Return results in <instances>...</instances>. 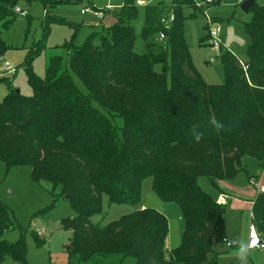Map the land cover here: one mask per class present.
Returning <instances> with one entry per match:
<instances>
[{"label":"trees","instance_id":"1","mask_svg":"<svg viewBox=\"0 0 264 264\" xmlns=\"http://www.w3.org/2000/svg\"><path fill=\"white\" fill-rule=\"evenodd\" d=\"M135 1L123 0L98 46L93 45L97 33L77 46L80 26L55 16L53 10L69 4L100 10L93 0H0L3 29L17 17L14 8L38 3L43 37L53 24L65 23L72 30L70 39L57 46L68 58L50 57L43 78L32 68L44 49L42 39L27 53L22 67L30 95L5 83L0 162L6 171L29 167L33 182H47L60 188V196L69 197L75 216L61 219L60 226L70 231L65 252L76 264H218L209 255L226 238L225 207L198 180L207 179L219 192L218 181L244 171L243 158L256 160L264 169V0L249 6L251 18L243 24L250 41L246 61L218 48L224 72L219 85L207 84L192 64L183 35V11L191 1L145 6L141 52L135 51L131 26L137 17ZM170 13L172 21L164 29L160 21ZM161 32L165 36L159 41ZM7 49L0 33V58ZM211 119L224 128L216 131ZM197 132L203 134L199 143ZM146 178H151L152 191L162 202L180 210L184 231L179 246L170 251L165 247V216L140 206ZM102 196L110 204L138 208L100 227L91 218L100 214ZM56 202L54 197L38 215ZM251 213L264 241V192L257 194ZM14 225L11 212L0 202V236ZM20 231L13 243L0 240V264L5 257L26 264ZM33 239L41 245L40 239Z\"/></svg>","mask_w":264,"mask_h":264},{"label":"rangeland","instance_id":"2","mask_svg":"<svg viewBox=\"0 0 264 264\" xmlns=\"http://www.w3.org/2000/svg\"><path fill=\"white\" fill-rule=\"evenodd\" d=\"M138 1L140 2L139 4ZM189 8L184 9L183 15V35L187 44L191 61L207 84L219 85L224 81V72L218 59V48L209 43L208 29L212 26L219 27V36L222 38L223 46L229 50L241 61H246V49L250 43L249 37L244 30L243 24L248 22L251 14L244 13L240 9L239 0H220L214 5L212 0H190ZM215 2L217 0H214ZM244 1V0H240ZM123 0H93L96 8L106 10L104 16L95 25V21L88 16L80 13L81 6L69 4L59 6L53 10V14L60 18L70 21L80 26L75 37V45H81L91 33H97L93 39V45L100 44V35L110 27L115 19V15L120 12ZM157 3L168 4L167 0H136L137 17L131 23L136 35L135 51L143 50V42L140 33L144 22V8L146 5H155ZM21 6L22 9L25 7ZM193 15V17H190ZM30 23L28 24L27 19ZM43 10L38 3H33L27 8V16L17 15L7 28H1V39L7 45L8 49L0 62V100L7 93L6 82L10 81L15 90L23 96L31 94L30 87L27 84L22 64L28 52L42 39L44 49L33 59L32 68L34 73L43 78L48 59L53 56H61L65 60L68 54L65 50L57 47L70 39L72 30L65 23L53 24L50 26L49 33L42 35ZM1 24V23H0ZM28 29V31H26ZM201 40H203L201 42ZM8 63L12 72H3L4 63ZM76 84L82 88L81 83L75 79ZM242 165H246L244 171L238 173L236 180L247 183V176L253 178L259 172V163L245 157ZM234 177V178H235ZM260 177V175H259ZM258 177V178H259ZM199 186L212 198H216L215 191L207 179L198 180ZM241 185V184H240ZM251 187V183L249 184ZM140 206L153 209L163 214L168 223V234L165 243L167 250L179 246L181 243L184 223L181 219L180 210L174 203L162 202L152 191L151 178H146L141 183ZM57 202L49 211L43 215H38L40 210L50 206L53 198ZM0 202L11 212V217L15 221V228L9 229L0 240L8 243L15 242L20 236V229L24 230L26 244V264H76L75 259H69L65 252V247L71 237L70 231H65L60 226L63 218H72L75 216L66 195L60 196V188H53L47 182L35 183L30 178V169L27 166L13 167L9 171L0 162ZM237 204V203H236ZM238 205V204H237ZM246 206H233L226 204L225 207V233L232 234L236 239L247 242L248 230L251 225L250 209H243ZM138 206L131 205H113L107 201L106 196H102L101 212L91 218L94 225L103 227L106 224L119 219L121 216L131 213ZM37 232L40 236H37ZM33 238L42 241L41 245H36ZM235 249H220L213 246V255L216 256L218 264H238L235 256ZM251 252L257 253L251 254ZM248 257V264H264V249L252 250ZM212 254L209 255V259ZM1 264H19L10 257H5ZM123 264H130L125 260Z\"/></svg>","mask_w":264,"mask_h":264},{"label":"crops","instance_id":"3","mask_svg":"<svg viewBox=\"0 0 264 264\" xmlns=\"http://www.w3.org/2000/svg\"><path fill=\"white\" fill-rule=\"evenodd\" d=\"M20 8H21V6H20ZM25 10L27 11L26 8H25ZM80 13H81V10H80ZM82 15H88V16H90L93 19V21H95V23H94L95 25H97L98 22H99V20L95 19L93 16H91L88 13H85V14H82ZM115 21H116V19H114L112 25L115 23ZM245 166L246 165H243V167H244V173L247 174L246 171H245L246 170V167ZM259 172L260 173L257 172V174L254 176V178L251 175L247 176V183L240 182V178H239V180H236V177H238L237 176L238 174L236 175L235 178H233L231 180H228V181H218L217 182V185H218V188H219V192H217V196L215 198L216 199V202L218 203V201H219L220 202V205H222L224 207H226V204L227 203L229 205H233V206H238V205H240V206H246L243 209H247L248 208V210L250 209V213H251L252 204L255 201L258 192H257L256 187H254L252 184L251 185L253 187H251L249 184L251 183V180L255 181L257 184H259L261 182V180H262V178L264 176V169L259 170ZM259 175H260V177H259ZM144 208H145V206L144 205H141V209H144ZM224 228H225V219H224ZM225 234H226V239L231 240V241L232 240H235L234 238H230V237H233L232 234H227V232ZM241 240H242V238H241ZM218 247L220 249H222V248L223 249L224 248L226 249L227 248L224 245H220ZM235 248L236 247H234V248H227V249L228 250L229 249L231 250V249H235ZM168 251H170V250H168ZM251 254H255L256 255L257 253L251 252ZM212 258H216V256L213 255V253H212ZM258 260H259V258L257 257L256 258V263H259ZM251 264H254V263L251 262Z\"/></svg>","mask_w":264,"mask_h":264},{"label":"built area","instance_id":"4","mask_svg":"<svg viewBox=\"0 0 264 264\" xmlns=\"http://www.w3.org/2000/svg\"><path fill=\"white\" fill-rule=\"evenodd\" d=\"M168 2H170L171 0H167ZM239 2H241L239 0ZM140 2L138 1L137 4H139ZM111 10V7H107L106 10L104 9H93L92 7H86V8H82L81 9V13L82 14H85V13H88L90 14L91 16H93L95 19L97 20H101L102 17L104 16V11H109ZM14 13L17 14L18 16L20 17H26L27 16V11L25 9H22L20 7H16L14 8ZM172 21V14L170 13L168 15V17H162L160 23L163 25L164 29H167L169 26H170V23ZM208 33H209V43H211L214 47L216 48H219L220 46H223V41H222V38L219 36V27L218 25L215 26V27H210L208 29ZM164 34L163 32H161L158 36V40L159 41H162L164 39ZM224 47V46H223ZM2 58H0V62H1ZM243 70L245 71L246 70V66L244 65V63L240 62ZM2 70L3 72H6V73H10L12 72L10 66L8 63H4L3 64V67H2ZM251 184L256 187L257 189V192L258 193H262L264 192V176L261 180V182L259 184H257L255 181L251 180ZM218 204H220V202L218 201ZM250 219L252 220V213H250ZM37 236H40V233L37 232ZM258 238V241L259 243L257 244V246L252 249V250H259V249H264V241L261 237V234L257 231V229L255 228V226L252 224L251 222V225L249 227V230H248V237H247V241H250L252 240L253 238ZM223 241H231V240H228V239H223ZM222 241V243H223ZM223 245L227 248H234L236 247L235 245L229 247V246H226L224 243Z\"/></svg>","mask_w":264,"mask_h":264},{"label":"clouds","instance_id":"5","mask_svg":"<svg viewBox=\"0 0 264 264\" xmlns=\"http://www.w3.org/2000/svg\"><path fill=\"white\" fill-rule=\"evenodd\" d=\"M210 122L216 131H220L224 128V125L221 122L217 121L216 119H211ZM202 136H203L202 133L197 132L195 134V141L199 143L202 139ZM223 243L229 247L233 245L236 246L237 250L235 252V256L238 260V264H248V257L250 251L257 246L259 241L258 238L254 237L252 240L247 242L241 239H236L232 241H223Z\"/></svg>","mask_w":264,"mask_h":264},{"label":"water","instance_id":"6","mask_svg":"<svg viewBox=\"0 0 264 264\" xmlns=\"http://www.w3.org/2000/svg\"><path fill=\"white\" fill-rule=\"evenodd\" d=\"M255 1H261V0H244V1H241L239 7H240V9L242 10V12H244V13L247 14V13H248V8H249V6H250L252 3H254ZM16 92L19 93L18 90H16ZM66 199H69V197L66 196Z\"/></svg>","mask_w":264,"mask_h":264}]
</instances>
